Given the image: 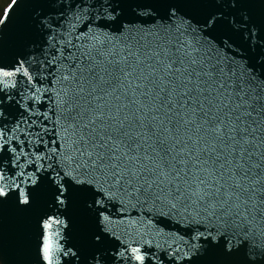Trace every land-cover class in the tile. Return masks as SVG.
<instances>
[{"label": "snow or ice", "instance_id": "snow-or-ice-1", "mask_svg": "<svg viewBox=\"0 0 264 264\" xmlns=\"http://www.w3.org/2000/svg\"><path fill=\"white\" fill-rule=\"evenodd\" d=\"M230 6L239 8L240 0H230ZM240 16L232 25L247 28L248 16ZM223 21L213 12L203 23L213 29ZM191 27L124 42L86 28L76 42L71 32L58 41L57 54L47 60L55 109L42 114L38 133H25L30 151L0 129V152L7 145L18 169L9 177L0 162V202L12 199L27 211L46 198L59 210L79 197L104 231L110 220L100 208L102 195L151 199L169 212L215 220L221 227H239L236 222L247 220L250 211L264 209V81L256 83L246 68L216 57L208 41L187 39ZM248 31L255 36L257 30ZM25 63L19 59L14 70L0 67V85L14 88L13 78L22 74L34 86ZM48 91L35 89L40 96ZM59 235L48 231L43 260L59 264L61 252L78 260L76 251L61 247ZM103 239L101 231L89 235L97 249ZM129 247L144 264L141 248ZM231 250V243L225 245L226 255ZM90 264H101V258L94 255Z\"/></svg>", "mask_w": 264, "mask_h": 264}, {"label": "water", "instance_id": "water-1", "mask_svg": "<svg viewBox=\"0 0 264 264\" xmlns=\"http://www.w3.org/2000/svg\"><path fill=\"white\" fill-rule=\"evenodd\" d=\"M10 6L7 19L4 15V22L0 23V67L14 70L17 61L24 59L35 84L18 74L13 78L14 88L0 85V129L5 131L6 139L13 136L24 141L25 151H30L31 138L25 133H38L42 114H51L55 109L51 94L53 74L47 60L57 54L58 41L67 39L70 32L73 42L86 28L124 42L157 31L161 35L165 31L178 35V26L183 31L191 24L184 33L187 39L194 43L208 41L216 57L246 68L257 78L256 83L264 81V0H240L237 9L231 8L230 0H15ZM173 9L175 16L171 15ZM213 12L222 15L224 21L208 29L203 22ZM240 13L249 18L247 28L231 23L233 18L240 23ZM44 24L50 27L45 28ZM253 26L257 30L255 36L248 31ZM201 28L203 32L199 31ZM49 36L53 37L54 47L49 45ZM36 88L49 91L40 96ZM34 93L40 97L38 102ZM8 96L11 98L6 99ZM12 145L19 151L15 138ZM12 155L7 145L0 152V162L9 177L18 170L12 166ZM23 160L21 157V163ZM31 170L30 165L25 171ZM96 191L94 187L93 192ZM100 199L103 215L110 220L108 231L81 205L79 197L67 209L59 210L48 205L46 198L27 211L18 208L12 199L0 202V263L46 264L42 257V222L52 216L68 223L67 228L60 226L59 244L79 256L77 260L61 252L59 264H90L94 255L101 258V264H139L129 246L141 248V253L146 254L144 264H264V209L260 207L250 211L247 220H238L239 227H221L215 220L169 212L151 199L137 201L119 195H102ZM95 231L104 236L99 249L89 240ZM228 243L232 250L226 255Z\"/></svg>", "mask_w": 264, "mask_h": 264}, {"label": "clouds", "instance_id": "clouds-1", "mask_svg": "<svg viewBox=\"0 0 264 264\" xmlns=\"http://www.w3.org/2000/svg\"><path fill=\"white\" fill-rule=\"evenodd\" d=\"M57 220H59L61 223H57V222H56ZM48 223H51L52 227H51L50 229H48V230H44L43 240H44V238L47 236L48 231L53 232L52 230H53L54 226H57V227H56V231L53 232V234H55V233L59 230L60 235H59L58 238H62V237H61V228H60V226H62L63 228H67V227H68V223H67V221H66V220H63V219H58V218H55V217L49 216L48 219L43 220V222H42V227H43V229H44L45 225L48 224ZM42 247H43V244H42ZM61 247H62V246H61ZM42 257H43V254H42ZM134 260L137 261V262H139V264H142V262H141L140 260L135 259V258H134ZM46 264H47V262H46Z\"/></svg>", "mask_w": 264, "mask_h": 264}, {"label": "flooded vegetation", "instance_id": "flooded-vegetation-1", "mask_svg": "<svg viewBox=\"0 0 264 264\" xmlns=\"http://www.w3.org/2000/svg\"><path fill=\"white\" fill-rule=\"evenodd\" d=\"M11 0H4L0 6V20L2 19L7 7L9 6Z\"/></svg>", "mask_w": 264, "mask_h": 264}, {"label": "rangeland", "instance_id": "rangeland-1", "mask_svg": "<svg viewBox=\"0 0 264 264\" xmlns=\"http://www.w3.org/2000/svg\"><path fill=\"white\" fill-rule=\"evenodd\" d=\"M3 1H4V0H0V6H1V4H2Z\"/></svg>", "mask_w": 264, "mask_h": 264}]
</instances>
